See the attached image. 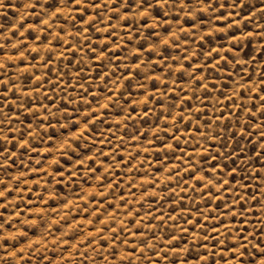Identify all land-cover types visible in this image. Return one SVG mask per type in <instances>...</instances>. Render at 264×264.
Instances as JSON below:
<instances>
[{"label":"rangeland","instance_id":"rangeland-1","mask_svg":"<svg viewBox=\"0 0 264 264\" xmlns=\"http://www.w3.org/2000/svg\"><path fill=\"white\" fill-rule=\"evenodd\" d=\"M262 252L264 0H0V264Z\"/></svg>","mask_w":264,"mask_h":264},{"label":"snow or ice","instance_id":"snow-or-ice-1","mask_svg":"<svg viewBox=\"0 0 264 264\" xmlns=\"http://www.w3.org/2000/svg\"><path fill=\"white\" fill-rule=\"evenodd\" d=\"M259 260H260V264H264V252H262L261 256L259 257Z\"/></svg>","mask_w":264,"mask_h":264}]
</instances>
